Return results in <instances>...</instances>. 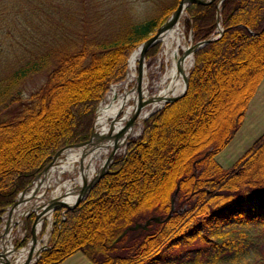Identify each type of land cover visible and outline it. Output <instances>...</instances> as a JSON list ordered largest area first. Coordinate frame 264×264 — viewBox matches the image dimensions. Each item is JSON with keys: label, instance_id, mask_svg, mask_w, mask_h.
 <instances>
[{"label": "trees", "instance_id": "trees-1", "mask_svg": "<svg viewBox=\"0 0 264 264\" xmlns=\"http://www.w3.org/2000/svg\"><path fill=\"white\" fill-rule=\"evenodd\" d=\"M178 1L109 40L50 47L0 78V223L58 150L89 139L129 54ZM218 2L185 9L194 41L212 36L217 22L223 28L194 51L185 93L143 120L140 135L128 138L74 208L53 212L48 247L34 264H59L76 252L92 264H264V132L230 167L216 159L264 75V0ZM39 72L44 82L24 99L22 81ZM150 217L158 220L127 229Z\"/></svg>", "mask_w": 264, "mask_h": 264}, {"label": "bare ground", "instance_id": "bare-ground-1", "mask_svg": "<svg viewBox=\"0 0 264 264\" xmlns=\"http://www.w3.org/2000/svg\"><path fill=\"white\" fill-rule=\"evenodd\" d=\"M183 14L184 10L174 24L163 29L159 34L163 42L166 68L155 81L156 90L149 91L146 64L144 62L138 69L140 54L139 48H135L129 59L126 79L111 86L107 96L100 103L92 129L91 142L70 147L56 155L33 180L30 187L17 198L20 218L19 215L13 217L16 210L14 208L10 215L11 222L3 224L4 228L0 234V253L9 263H22L29 256L31 249L33 250L31 259H34L42 243L41 229L46 221L48 225L43 239L46 240L48 237L53 205L59 202L72 204L80 194L84 177L91 180L98 172L104 170L109 161L122 150L126 139L138 134L137 126L141 120L163 105L167 99L182 92L188 67L192 66V52L189 44L183 40L185 36L179 26ZM141 99L150 101L139 110L135 120L128 123ZM118 134L120 137L113 140ZM97 145L99 147H96ZM80 160H82V170L79 167ZM32 200L36 203L32 204ZM31 209L37 214L33 237L24 247L15 249L11 228L14 222H20Z\"/></svg>", "mask_w": 264, "mask_h": 264}, {"label": "rangeland", "instance_id": "rangeland-1", "mask_svg": "<svg viewBox=\"0 0 264 264\" xmlns=\"http://www.w3.org/2000/svg\"><path fill=\"white\" fill-rule=\"evenodd\" d=\"M175 1L176 0H0V78L7 75L27 60L35 58L38 54L46 51V49L50 47L57 50L60 48L71 50L74 48V50H77L83 44L89 46L96 42L109 40L125 27L127 23L145 20L159 13L164 6H171ZM181 17L179 26L185 36L183 40L190 44L189 38L191 37V32L186 25V18L188 17L186 10H184V14ZM215 32H217L216 35L219 33L218 27ZM159 42L160 47L156 55L149 58L145 57L144 61L149 78L150 92L156 90L155 81L166 68L165 58L163 57V42ZM134 50L135 49L129 54V59ZM128 58L127 61L129 64ZM190 67L191 66L188 67L189 71ZM126 71L128 73V66H126ZM127 73L122 81L126 79ZM45 75V73L39 72L28 76L22 81L20 88L24 99L44 82ZM117 83L110 85L102 100L107 96L111 86ZM1 114L4 115L5 112ZM96 115L97 111L95 117ZM142 122L143 119L137 126V128H139L138 134L132 135L129 138L140 135ZM258 127L262 128L254 131V134H257L256 138L251 139H254L253 142L264 132V122ZM250 137L252 136L242 137L237 144V148H239L243 142L251 141ZM253 142L246 147H250ZM124 151L125 147L123 145L122 150L117 153L116 156H122ZM33 203H36V201L32 200V204ZM28 212H31V210ZM17 213L19 214V212ZM17 213L15 216H17ZM18 217L20 218V215ZM50 220V229L46 239L48 241L50 240V233L52 230L53 214ZM31 223L28 224L27 221L25 222L24 218H22L20 223L14 224L12 241L13 244L15 243V246L18 241L22 243L24 240L26 245L31 239ZM44 225L47 226L48 221H46ZM45 232L46 227H43L40 235L42 243L45 242L43 239V234ZM25 245H23V247ZM232 256L233 253L226 257L229 259ZM237 256L239 259L247 257L244 254L242 256L238 254Z\"/></svg>", "mask_w": 264, "mask_h": 264}, {"label": "water", "instance_id": "water-1", "mask_svg": "<svg viewBox=\"0 0 264 264\" xmlns=\"http://www.w3.org/2000/svg\"><path fill=\"white\" fill-rule=\"evenodd\" d=\"M211 1H213V0H179L178 3H177V5H176V7H175V9H174V10L172 11V13L169 15V17L166 19V21L163 22V24H161V25L158 27V29L156 30V32H155L154 34L150 35L146 40H144L143 42H141V43L136 47V48H139V54H140V56H139V60H138V69H140V67L142 66V64H143L144 61H145V52L147 51V49H148L150 46H152L153 44H155V43L161 41L160 38H159V34H160V32H161L163 29L168 28V27H170L172 24H174V22L177 20V18H178V16L180 15V13H181L182 10H185L186 7H187L189 4H192V3L204 4V3L211 2ZM220 1H221V0H219L218 4L220 3ZM217 27H218V29H219V33H218L217 35H215V36H211V37H209V38H207V39H204V40L194 41V40H193V37H192V35H191V37L189 38V39H190L189 47H190V50H191V52H192V56H193V53H194L195 50H197L198 48H200V47L203 46L204 44H206V43H208V42H210V41H212V40H214V39H216V38H218V37L220 36V34L222 33L223 28H222V26H220V23H219V22L217 23ZM192 64H193V63H192ZM191 67H192V66H191ZM188 74H189V72H188ZM188 74H187V76L185 77V85H184V88H183L182 92L179 93L178 95H175V96L170 97L169 99L166 100V102H165L164 104L176 100L177 98H179L180 96H182V95L185 93L186 88H187V84H188ZM149 101H150V100H142V99H141V100L138 102V104H137V106H136V108H135V111H134L133 115H132L131 118L128 120V123H132V122L135 120V118L137 117V115H138V113H139V110H140L145 104H147ZM164 104L161 105L160 107H158L157 109H155L154 111H156V110H158L159 108H161L162 106H164ZM154 111L150 112V113H149L144 119H146V118H147L151 113H153ZM92 129H93V126H92ZM118 137H120L119 134H118V135H115V136L113 137V140L118 139ZM91 138H92V130H91L90 137H89L88 140H86V141H84V142H81V143H78V144H71V145L64 146V147H62L60 150H58V151L56 152V154L54 155V157H55L56 155H58L60 152L66 150V149H68V148H70V147H73V146H76V145H79V144L90 143V142H91ZM127 142H128V139H126L124 147L126 146ZM104 146H105V145H104ZM96 147H99V145H97ZM54 157H53V158H54ZM112 162H113V158L109 161V163L107 164V167H106L104 170H102L101 172H98L97 175H96L94 178H92L91 180H87V179L84 177L83 186H82V189H81V191H80V194H79L78 198H77L72 204H69V205L66 204V203H64V202H59V203L54 204V205H53V208H52V213H53V211H55L57 208H62V213H63V214H64L67 210H70V209L74 208V207L78 204V202H80V201L86 196V194L89 192V190L91 189V187L95 184V182L99 179V177H100L103 173H105V172L108 171V168H109V166L111 165ZM79 167H80L81 170H82V160L79 161ZM39 174H40V173H39ZM39 174H37V176H38ZM25 191H26V189H24V190H22L21 192H19V193H18V197H19L23 192H25ZM16 206H17V198H16L15 201L10 205L9 212H8V219H9V220H10V218H11L10 215H11L12 211L14 210V208H15ZM32 212L34 213V218H33V221H32V223H31V226H30V234H31L30 236H31V237H33V228H34V224H35L36 219H37V214H36L35 210H32ZM9 220L7 221V223H9ZM151 220H158V218H157V217H150V218H148V219L144 222V224L136 223V224L133 225V226H129L127 229H135V228H138V227H143V228H145V227L147 226V224H148ZM127 229H125L124 232H125ZM124 232H123V233H124ZM123 233H122V234H123ZM47 247H48V246H47V241L43 242V243L41 244V246L37 249V251H36V256L34 257V259H31V254H32V251H33V250L31 249V251H30L29 256L27 257V259H26L25 261H23L22 263H20V264H34V263L38 260V258H39V256H40V253H41L43 250H45ZM20 248H22V247H20ZM20 248L18 247V244L15 246V249H20ZM0 261L2 262V264H11V263L8 262V260H7L5 257H3V255H2L1 253H0Z\"/></svg>", "mask_w": 264, "mask_h": 264}, {"label": "crops", "instance_id": "crops-1", "mask_svg": "<svg viewBox=\"0 0 264 264\" xmlns=\"http://www.w3.org/2000/svg\"><path fill=\"white\" fill-rule=\"evenodd\" d=\"M262 122H264V75L254 95L248 102V106L245 111V115L240 127L233 134V136L231 137L229 142L224 146V148H222L216 154V159L218 160V162L225 167H229L236 160L238 156H240L247 148H249L246 146H248L251 142H253L254 139L251 140L252 138H256L257 133L254 134V131L262 128V127H258ZM244 136H252L250 137L251 141L243 142L240 145V147L237 148L238 142ZM59 264H92V263L81 252H76L70 255L69 257H67Z\"/></svg>", "mask_w": 264, "mask_h": 264}, {"label": "built area", "instance_id": "built-area-1", "mask_svg": "<svg viewBox=\"0 0 264 264\" xmlns=\"http://www.w3.org/2000/svg\"><path fill=\"white\" fill-rule=\"evenodd\" d=\"M19 206H20V205H19ZM19 206H18V207H19ZM16 207H17V206H16ZM16 207H15L16 210L14 211L13 217H17V216L19 215L17 212L19 211L20 208L17 207V208H18V209H17ZM9 208H10V207H7V208L5 209L3 215L1 216L0 234H1L2 228H4L3 224H4V223L6 224L7 221H8V212H9ZM31 210H32V209H31ZM16 213H17V216H15ZM24 217H25V216H24ZM24 217H23V218H24ZM18 219H19V218H18ZM21 220H22V218H21ZM21 220H20V222H21ZM9 221L11 222V218H10ZM20 222H18V223H20ZM15 223H17V222H14V224H15ZM14 224H13V226H14ZM13 226H12V228H11V231L13 230Z\"/></svg>", "mask_w": 264, "mask_h": 264}]
</instances>
